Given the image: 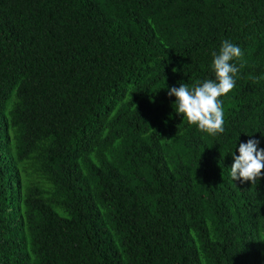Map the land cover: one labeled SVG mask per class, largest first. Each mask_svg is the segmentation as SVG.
Wrapping results in <instances>:
<instances>
[{"label": "trees", "instance_id": "1", "mask_svg": "<svg viewBox=\"0 0 264 264\" xmlns=\"http://www.w3.org/2000/svg\"><path fill=\"white\" fill-rule=\"evenodd\" d=\"M224 40L246 63L212 137L167 93ZM250 75L264 0H0V264H264V177L229 175L264 148Z\"/></svg>", "mask_w": 264, "mask_h": 264}, {"label": "clouds", "instance_id": "2", "mask_svg": "<svg viewBox=\"0 0 264 264\" xmlns=\"http://www.w3.org/2000/svg\"><path fill=\"white\" fill-rule=\"evenodd\" d=\"M212 57L214 78L198 81L192 86L180 83L179 87L169 88L167 94L170 98L175 97L173 107L183 117V122L216 137L225 131L222 98L234 90L235 77L246 62H243L244 53L241 48L228 40L222 42L219 51H214ZM233 61L242 63L238 67ZM248 78L254 84H259L264 80V75H250ZM259 143L258 140L249 139L246 143H239V155H236V151L231 153L234 162L229 175L234 182L250 181L255 185L264 177V148L258 147Z\"/></svg>", "mask_w": 264, "mask_h": 264}]
</instances>
